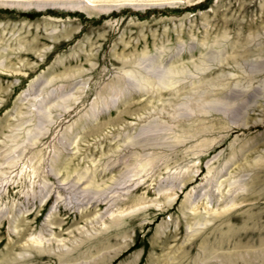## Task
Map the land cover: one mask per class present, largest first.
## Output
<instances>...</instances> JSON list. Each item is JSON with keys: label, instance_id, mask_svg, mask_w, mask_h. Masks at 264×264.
Wrapping results in <instances>:
<instances>
[{"label": "rangeland", "instance_id": "rangeland-1", "mask_svg": "<svg viewBox=\"0 0 264 264\" xmlns=\"http://www.w3.org/2000/svg\"><path fill=\"white\" fill-rule=\"evenodd\" d=\"M77 2L0 0V264H264V0Z\"/></svg>", "mask_w": 264, "mask_h": 264}, {"label": "bare ground", "instance_id": "bare-ground-1", "mask_svg": "<svg viewBox=\"0 0 264 264\" xmlns=\"http://www.w3.org/2000/svg\"><path fill=\"white\" fill-rule=\"evenodd\" d=\"M46 1V0H45ZM97 1H99V0H78V2L75 4V7H78V6H80V4H82V3H84V4H86L87 6H94L95 5V3L97 2ZM106 3V2H105ZM94 7H97V6H94ZM69 8V7H68ZM73 8V7H72ZM83 8V7H82ZM102 8V7H101ZM76 9V8H75ZM96 9H98V8H96ZM99 9H100V6H99ZM104 9V8H103ZM102 9V10H103ZM106 9V8H105ZM100 11V10H99ZM29 50H31V49H29ZM171 72V71H170Z\"/></svg>", "mask_w": 264, "mask_h": 264}]
</instances>
